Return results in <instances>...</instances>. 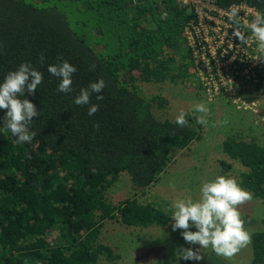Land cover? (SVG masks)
Wrapping results in <instances>:
<instances>
[{"label":"trees","instance_id":"16d2710c","mask_svg":"<svg viewBox=\"0 0 264 264\" xmlns=\"http://www.w3.org/2000/svg\"><path fill=\"white\" fill-rule=\"evenodd\" d=\"M47 1L0 0V83L22 63L43 74L35 93H25L39 112L28 126L35 133L31 143H16L0 109V264H97L99 256L113 262L117 254L98 242L106 220L148 227L171 218L135 197L111 203L107 190L123 172L133 185L149 187L175 151L200 137L190 114L183 128L175 119H157L153 105L162 108L167 101L159 94L142 96L134 85L198 86L183 37L194 13L175 0H55L80 13L72 27L67 12ZM216 2H245L264 14V0ZM103 43L113 46L108 57L96 47ZM62 60L77 69L68 93L58 92L60 79L47 70ZM259 76L255 90L264 82V73ZM99 79L104 89L90 96L99 110L89 116L90 104L78 106L74 98ZM221 149L230 160L219 161L222 173L240 164L238 184L264 202V144L230 134ZM261 224L251 235L246 264H264V218Z\"/></svg>","mask_w":264,"mask_h":264},{"label":"rangeland","instance_id":"374dc122","mask_svg":"<svg viewBox=\"0 0 264 264\" xmlns=\"http://www.w3.org/2000/svg\"><path fill=\"white\" fill-rule=\"evenodd\" d=\"M47 3L63 8L68 14L72 27L77 17H81L74 5L72 7L66 2L55 0H48ZM96 47L103 48L104 57L110 56L113 51L112 44L103 43ZM134 85L139 88V94L142 96L159 94L167 101L162 108L153 105V114L157 119L174 120L183 110L193 116L200 137L192 141L187 148L175 151L157 181L147 188L133 185L129 175L126 172L121 173L105 193L107 200L116 204L124 198L135 197L139 201L151 203L168 213L171 218L172 201L186 198L198 200L203 183L214 180L220 175L234 178L237 183L239 182V174L244 169L240 164L232 163L231 170L226 174L221 171L219 161L230 162L222 152L221 143L227 135L236 134L246 141L254 139L264 144V82L261 89L250 88L252 93H249V97L246 96L247 99L257 103L256 113L252 109H237L230 98L207 101L203 90L193 81L175 84L169 81L153 83L138 80ZM201 102L210 109L208 126L197 124L195 116L190 111L195 103ZM225 119L228 120L227 125L221 126L216 123ZM239 211L250 237L254 232L262 229L264 202L253 197L251 201L240 205ZM172 223L173 221L170 220L163 226L129 227L116 221L106 220L98 242L109 245L117 254V258L111 262L104 256H99L97 264H177L175 253L179 247H192L195 250L199 246L187 244L182 237V230L173 231ZM189 230L196 231V228L193 226ZM201 252L203 259L188 260V264H246L252 257L251 242L231 259L217 256L211 247L201 249ZM181 261L178 264H182Z\"/></svg>","mask_w":264,"mask_h":264},{"label":"clouds","instance_id":"9594fccd","mask_svg":"<svg viewBox=\"0 0 264 264\" xmlns=\"http://www.w3.org/2000/svg\"><path fill=\"white\" fill-rule=\"evenodd\" d=\"M238 15L239 9L231 7L228 16L233 24L239 23ZM162 18H166V14H162ZM247 27L258 42L260 55L257 59H264V14L257 13ZM235 35L238 38L242 37L239 30L235 31ZM43 59L41 54V62ZM95 67V64L91 65L90 70H95ZM47 70L60 79L58 92L68 93L73 90L72 74L77 69L67 60L48 65ZM42 81L43 74L40 71L33 68L30 63H22L18 69L10 71L0 83V109L6 110L3 117L4 127L17 138L18 144L31 143L35 135L29 132L28 126L39 112L37 106L25 97V93L34 94ZM104 87L103 79L90 83L87 88L80 89L79 94L74 98V103L78 106L89 105L90 96L93 93H101ZM21 97L25 98L21 99ZM96 100H103V96L96 95ZM98 110V104H90L88 115L92 116ZM190 111L195 116L197 124L208 126L210 109L206 104L195 103ZM186 115L182 110L176 116L175 123L179 127L189 126ZM216 123L224 126L227 125L228 120ZM94 127L98 128L99 125L96 124ZM91 171L95 172V169ZM200 193L198 200L176 199L170 205L172 230H182V237L187 244L199 246L195 250L192 247H179L175 253L177 264L180 260L203 259L201 249L209 247L217 256L231 259L251 242L239 211L240 205L252 200L251 192L240 187L234 178L220 175L214 180L203 183ZM193 226L196 231L189 230Z\"/></svg>","mask_w":264,"mask_h":264},{"label":"built area","instance_id":"2783aa9c","mask_svg":"<svg viewBox=\"0 0 264 264\" xmlns=\"http://www.w3.org/2000/svg\"><path fill=\"white\" fill-rule=\"evenodd\" d=\"M192 9L183 37L194 61L198 86L207 101L230 98L237 109H252L257 103L246 98L264 73V59H257L258 42L249 25L258 13L245 2L221 7L216 0H175ZM231 7L239 9L238 24L229 20ZM239 30L241 38L235 35ZM246 41V42H245Z\"/></svg>","mask_w":264,"mask_h":264}]
</instances>
